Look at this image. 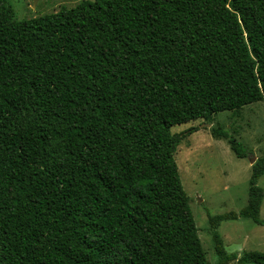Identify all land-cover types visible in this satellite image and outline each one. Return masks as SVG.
Segmentation results:
<instances>
[{
    "label": "trees",
    "instance_id": "trees-1",
    "mask_svg": "<svg viewBox=\"0 0 264 264\" xmlns=\"http://www.w3.org/2000/svg\"><path fill=\"white\" fill-rule=\"evenodd\" d=\"M264 102V0H0V264H209L174 159L189 121ZM239 158L241 142L224 131ZM264 156L247 205L259 210ZM212 223L217 260L229 252Z\"/></svg>",
    "mask_w": 264,
    "mask_h": 264
},
{
    "label": "rangeland",
    "instance_id": "rangeland-1",
    "mask_svg": "<svg viewBox=\"0 0 264 264\" xmlns=\"http://www.w3.org/2000/svg\"><path fill=\"white\" fill-rule=\"evenodd\" d=\"M81 0H8L16 20L30 19L71 8ZM196 128L180 142L174 154L178 173L193 214L198 236L209 264H215L212 223L223 246L238 257L246 251L264 252V175L258 179L263 189L259 210L262 224L242 217L212 221L210 218L238 213L247 205L252 164L264 156V102H254L234 111H222L211 120L197 119L171 127L172 133ZM224 131L241 142L247 151L237 157L226 139L214 133ZM227 264H240L237 260Z\"/></svg>",
    "mask_w": 264,
    "mask_h": 264
}]
</instances>
